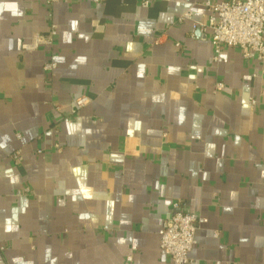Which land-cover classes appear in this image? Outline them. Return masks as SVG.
Masks as SVG:
<instances>
[{
  "label": "crops",
  "instance_id": "crops-1",
  "mask_svg": "<svg viewBox=\"0 0 264 264\" xmlns=\"http://www.w3.org/2000/svg\"><path fill=\"white\" fill-rule=\"evenodd\" d=\"M206 1L0 0V264H172L174 200L187 264H264L263 63L212 61Z\"/></svg>",
  "mask_w": 264,
  "mask_h": 264
},
{
  "label": "built area",
  "instance_id": "built-area-1",
  "mask_svg": "<svg viewBox=\"0 0 264 264\" xmlns=\"http://www.w3.org/2000/svg\"><path fill=\"white\" fill-rule=\"evenodd\" d=\"M58 1L60 0H44L47 5ZM84 1L99 4L102 0ZM204 6L209 12L208 17L195 27L208 33L213 50L212 61H216L225 48L239 49L244 60L263 63L261 75L264 77V0L206 1ZM56 38L57 28L51 23L44 35L36 36L34 42L26 46L27 49L44 46L49 50L50 60L44 64L46 73H51L56 66L52 54ZM216 88L222 90L223 85L219 83ZM87 103L86 97H79L74 101V107L78 109ZM12 158L18 161V152L12 154ZM204 222V219L187 212L181 200L172 202L170 212L158 232L159 249L172 264L188 263V256L196 244L198 225ZM2 249L0 242V250Z\"/></svg>",
  "mask_w": 264,
  "mask_h": 264
}]
</instances>
